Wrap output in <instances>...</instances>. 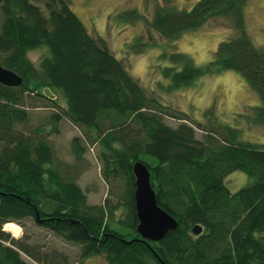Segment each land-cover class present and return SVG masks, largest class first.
<instances>
[{
  "label": "trees",
  "instance_id": "16d2710c",
  "mask_svg": "<svg viewBox=\"0 0 264 264\" xmlns=\"http://www.w3.org/2000/svg\"><path fill=\"white\" fill-rule=\"evenodd\" d=\"M167 2L147 21L167 41L217 18L230 30L205 66L180 52L163 54L172 64L162 70L169 88L238 72L260 101L238 122L264 127V48L249 35L248 0H199L188 11ZM0 14V65L11 73L0 81V264H69L57 249L46 251L39 241L4 230L11 222L24 227L27 219L79 245L80 262L101 256L107 264H264V146L242 139L239 124L197 123L205 140L196 139L186 122L175 128L165 124L164 116L188 118L147 95L106 40L89 34L69 0H0ZM117 15L125 21L139 18L132 11ZM41 47L47 55L37 68L27 52ZM43 88L56 90L65 102L51 116L54 126L65 118L99 143L103 179L122 182L117 204L88 205L78 184L54 163L50 144L38 136L41 129L15 130L29 119L20 104L26 94L56 104ZM71 151L82 159L79 137L72 139ZM137 161L149 170L158 206L177 222L159 242L136 231L132 165ZM236 171L251 181L231 192L225 179ZM120 209L123 217L115 218ZM195 225L202 228L198 235L191 231Z\"/></svg>",
  "mask_w": 264,
  "mask_h": 264
},
{
  "label": "rangeland",
  "instance_id": "374dc122",
  "mask_svg": "<svg viewBox=\"0 0 264 264\" xmlns=\"http://www.w3.org/2000/svg\"><path fill=\"white\" fill-rule=\"evenodd\" d=\"M69 1L71 10L81 20L89 34L106 40L111 52L124 64L147 95L188 118L181 121L164 116L165 124L175 128L186 122L194 127L198 140H205V132L195 127L197 123L203 125L208 123L213 126L239 124L242 139L264 146V127L248 126L244 121L238 122V119L243 117L241 114L260 105L256 92L240 73L221 71L215 75L202 76L180 89H170L169 78L164 77L162 73L164 67L172 66L168 58L162 57L163 54L167 56L172 52L186 54L198 67L210 62L218 44L230 34L222 19H213L203 28L185 32L176 41L170 42L147 26V21L152 20L156 7L162 4L164 6V3L167 5V0ZM197 1L199 0H170V4L176 9L188 11ZM39 6L45 11L43 3ZM127 11L134 12L139 18L125 21L118 17L117 14ZM245 19L253 43L264 48V0H248L245 6ZM2 21L3 16L0 14V26ZM141 43L147 45L140 46ZM133 46L137 48L131 50ZM45 55L47 50L44 47L27 52L28 59L37 68ZM41 93L56 104L39 99L33 94H26L20 104L27 110L29 119L26 123L16 124L15 130L37 133V129H41L38 136L50 144L55 156L54 163L59 166L63 176L71 178L78 184L86 196L88 205H102L106 200L111 204H117L122 182L110 179V183L107 184L103 179L104 164L99 143L83 128L65 118L60 119L54 126L51 116L59 113V107L64 106L65 102L54 89L43 88ZM216 131L222 132L220 127H217ZM74 137H79L84 147L80 161L75 159L71 151V141ZM1 148L0 141V150ZM250 181L244 172L236 171L226 177L225 185L229 191L236 192ZM116 217H123L121 209L117 211ZM23 223L24 227L13 223L19 227L17 234L5 230V226L4 230L17 238L24 234L26 238L37 240L43 244L46 251L51 248L57 249L69 264H107L101 256H91L80 262L79 245L64 241L51 231L36 226L30 219L24 220ZM24 258L27 260L25 256Z\"/></svg>",
  "mask_w": 264,
  "mask_h": 264
},
{
  "label": "water",
  "instance_id": "95a60500",
  "mask_svg": "<svg viewBox=\"0 0 264 264\" xmlns=\"http://www.w3.org/2000/svg\"><path fill=\"white\" fill-rule=\"evenodd\" d=\"M8 74L11 75L0 65V81L7 79ZM132 173L135 179L134 200L138 218L137 234L144 240L159 242L169 231H174L177 228V222L158 206L147 166L141 161H137L132 165ZM191 231L194 235H198L202 228L195 225Z\"/></svg>",
  "mask_w": 264,
  "mask_h": 264
},
{
  "label": "bare ground",
  "instance_id": "6f19581e",
  "mask_svg": "<svg viewBox=\"0 0 264 264\" xmlns=\"http://www.w3.org/2000/svg\"><path fill=\"white\" fill-rule=\"evenodd\" d=\"M5 230L12 231L14 234H17L19 227L13 223H8L5 225Z\"/></svg>",
  "mask_w": 264,
  "mask_h": 264
}]
</instances>
